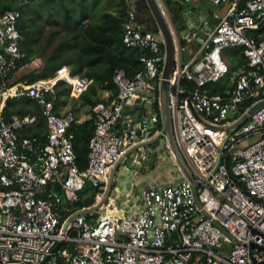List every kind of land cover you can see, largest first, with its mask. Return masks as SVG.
Instances as JSON below:
<instances>
[{"label":"built area","instance_id":"built-area-1","mask_svg":"<svg viewBox=\"0 0 264 264\" xmlns=\"http://www.w3.org/2000/svg\"><path fill=\"white\" fill-rule=\"evenodd\" d=\"M156 1L168 16L163 0ZM207 1L225 10L186 61L175 53L168 77L175 142L196 182L167 138L179 178L142 187L130 213L108 206L103 180L129 147L160 131L158 113L114 128L124 104L158 90L160 33L138 20L136 0H123L122 40L141 49L142 66L131 75L115 67L116 93L105 89L92 103L94 127L80 167L67 131L73 116L53 109L55 85L62 79L78 96L92 77L71 74L62 64L52 75L13 79L27 55L20 11H0V264H264V103L234 124L264 98V0ZM229 45L242 46L234 67L222 54ZM225 76L219 89L206 86ZM8 97L41 104L43 139L20 131L38 122L36 113L4 112ZM86 180L93 199L74 205Z\"/></svg>","mask_w":264,"mask_h":264},{"label":"trees","instance_id":"trees-1","mask_svg":"<svg viewBox=\"0 0 264 264\" xmlns=\"http://www.w3.org/2000/svg\"><path fill=\"white\" fill-rule=\"evenodd\" d=\"M2 1L0 0V11L9 7L17 8L20 11L18 20L23 34L22 43L26 47L27 55L19 61L18 66L31 60L29 56V52L32 49V46H30L31 39L37 36L39 38V34L44 30V27L39 25L36 26V32L31 19L45 18V20L48 19L53 22L57 21L56 13L61 16L58 22L60 24L58 25L59 27L51 28L52 30H48L47 36L44 37V49L49 45L53 37L57 40L43 58L42 65L38 69H32L22 74L21 77H26L29 80L45 77L52 75L56 68L62 64H68L71 74L92 77V81L78 96L81 104H91L98 98L97 96L101 89H110L113 94L116 93L117 85L113 79L115 67H121L128 75H131L142 66L139 59L141 49L138 46L125 45L122 40L121 23L126 14L123 0H113L116 4L113 12L107 9L101 10L105 4L112 0H102V3H100V0H56L58 7L54 6V0H38L37 2L35 0ZM184 1L193 2L195 0H163L177 31L182 62L188 59V56L182 52V47L186 45L188 38L185 34H179V31L185 26L183 22ZM28 6L29 11H27ZM87 9H90V15L86 13ZM34 13L37 16L33 15ZM137 14L138 19L144 22L146 28L158 32L157 25L148 6L137 9ZM261 27H263V24H261ZM192 34L193 32H190L189 36ZM198 45L199 41L195 40L192 52L195 51ZM161 47L163 50L162 41ZM234 53L236 54L234 57L228 55H234ZM222 54L229 57L232 67H234L238 62L242 61V46L229 45L222 49ZM181 81L187 86H193V82L190 80L182 79ZM224 83L222 78H220L207 82L206 86H208L210 91H215L223 86ZM69 85L68 82L59 79L55 85L57 95H60V93L68 95ZM154 93L157 95V87ZM58 100L59 98L54 102L53 109L55 112L57 111ZM154 107L158 110L156 100ZM3 109L6 114L13 111L36 113L38 122L31 126H25L20 131L27 134H36L42 139L44 138L45 128L41 126L44 120L40 103L29 97H8L5 100ZM157 125H161L160 120ZM93 127V118L86 117L80 121L72 119L67 129L68 132L72 133V145L76 154V161L80 167H83L86 163L88 140L93 132ZM55 186L60 189L59 185ZM92 199V194L81 195L74 205L86 204Z\"/></svg>","mask_w":264,"mask_h":264},{"label":"crops","instance_id":"crops-1","mask_svg":"<svg viewBox=\"0 0 264 264\" xmlns=\"http://www.w3.org/2000/svg\"><path fill=\"white\" fill-rule=\"evenodd\" d=\"M204 2L205 0H195L193 1V4L189 6L188 9L184 7L185 9L183 15V19H184L183 22L185 23V26L182 29L185 31V35L187 36L188 41H193V44L195 40L199 41V38L202 36V34L213 26V24L217 21L218 17L225 10L224 5H222L221 10H217L211 7H205L203 5ZM100 3H102V0H100ZM115 8H116L115 1L112 0L111 2L105 4L101 8V10L107 9L113 12ZM185 10L188 11L185 12ZM86 13H89L90 15V9H87ZM137 18H138V14H137ZM140 22L143 23L142 21ZM190 32H193L191 36H189ZM39 44L40 43H37L35 38L31 39L30 46H32V49L29 52V56L31 60H34L35 58L44 57L43 53H46V50L42 47V44L40 46ZM194 52H190L186 56L189 57ZM28 62L29 61H27L22 65H25ZM18 78H23V77H18ZM105 93H106L105 88L101 89L97 97L106 96ZM68 96L70 97V100H72V102H76L77 105L66 106L65 98L63 97L59 98L61 96L57 95L56 100L57 98H59V100H58L56 112L64 113L70 111L73 116V119L76 121H80L86 117H89L92 103L81 104L80 101L78 100L79 95L74 96L68 93ZM155 100L157 101L158 110H156L154 107ZM136 108L139 109V117H142L149 113H158L159 120L161 123L160 109L158 103V93L156 95L154 91H149L147 92V94H145V97L140 96L136 100L123 105L122 117L114 124V128L121 129L128 126L129 122L134 117L135 114L134 111L136 110ZM159 128L160 131L155 132L149 138L148 143L143 146L144 148H142V150L140 149L136 150L134 148L131 149L132 146L129 147L126 153L122 156V158L112 166L108 174V177H106V180H103L105 183H108L107 185H109L111 182H113L114 184V186H112L110 190H107L108 194L106 191V194L108 196H106L105 198V201L108 203V206L112 208V210L116 209V211H122V212L128 211L129 213L131 211L133 212L137 210V207L139 205L140 190L142 187L151 184H158L161 182L174 181L179 178V172L174 164V159L170 155L169 148L166 145V139L168 138L167 133L165 131L161 132V125ZM143 150L144 151L147 150V152H150V155L146 162H142L140 159V155L143 154L144 152ZM136 152H137L136 161H133L132 158ZM90 188L91 186L87 187L84 191H82L84 192L85 196L91 194V192L90 194H88ZM64 198L65 197H63L62 199Z\"/></svg>","mask_w":264,"mask_h":264},{"label":"water","instance_id":"water-1","mask_svg":"<svg viewBox=\"0 0 264 264\" xmlns=\"http://www.w3.org/2000/svg\"><path fill=\"white\" fill-rule=\"evenodd\" d=\"M144 6H148L154 18V21L158 28V32L160 33L162 38V43L164 48V59H163L160 78L158 82V103H159L160 116H161V132L165 131L167 133L171 149L176 159L182 166L187 178L192 182H196V180L191 175L188 166L186 165V162L176 145L171 116H170V110L168 105V90H169L168 77L173 69V65L175 61V53H177L178 51V45L174 38V35L177 33V31L170 16L164 15L163 11L161 10L156 0H136V9L142 8ZM202 35H204V33ZM262 103H264V98L251 104L246 110V112L242 114L241 117L234 124L243 121L246 118L247 114H249L254 108L261 105ZM138 108H136V110L134 111L135 114L132 120L129 122V126L133 123V121H136L138 119L139 117ZM232 114L233 112L228 113L229 116H231ZM148 141L149 139L134 144L131 147V149L134 148L136 150L137 149L142 150V148H144L143 146L146 145ZM149 155L150 152H147V150H145L143 154L140 155L141 161L146 162ZM136 157H137V152H136ZM90 186H91V182L89 180H86L84 182V185L81 187V191H84L87 187ZM112 186H114L113 182H111L108 185V190H110Z\"/></svg>","mask_w":264,"mask_h":264},{"label":"rangeland","instance_id":"rangeland-1","mask_svg":"<svg viewBox=\"0 0 264 264\" xmlns=\"http://www.w3.org/2000/svg\"><path fill=\"white\" fill-rule=\"evenodd\" d=\"M38 0H35V2H37ZM1 2H3L2 0H1ZM53 3H54V6L55 7H58L57 6V4H56V0H54L53 1ZM193 4V2H188V1H184V7L186 8V9H188L189 8V6L190 5H192ZM203 5L205 6V7H211V8H215V9H217V10H221L222 9V5L223 4H214V3H212V2H209V1H207V0H205V2L203 3ZM27 11H29V6L27 7ZM46 11V10H45ZM44 11V12H45ZM188 10H186L185 12H187ZM32 13V12H31ZM33 15H36L37 16V14L36 13H34ZM56 17H58L57 18V21H53V22H51V20H48V19H46L45 20V18L44 19H40V18H36V19H31V21H32V23H33V26H35V31L37 32V29H36V26H39V25H41V26H43L44 27V30L41 32V34H39L40 35V37L38 38V36L35 38V40L37 41V43H40L39 44V46L42 44V47L43 46H45V43H44V37H46L47 36V34H48V30H52L51 28H57V27H59L58 25H60L58 22L60 21V15H59V13H56ZM144 23V22H143ZM158 33V32H157ZM179 34L180 35H183V34H185V31L182 29V30H180L179 31ZM159 37H160V35H159V33L157 34ZM52 38V37H51ZM174 38H175V40H176V42H177V45H178V51L180 52V46H179V41H178V36H177V33L174 35ZM40 39V40H39ZM56 38L55 37H53L52 38V41H50L49 42V45L45 48V50H46V53L49 51V49H50V47H51V45L52 44H54V42H56ZM188 43H186V45H184L183 47H182V52L183 53H185V55H187V54H189L190 52H192L193 51V48H194V44H193V41H187ZM46 53H43V56L45 57V55H46ZM231 54V53H230ZM230 54H228L229 56H231V57H234L236 54L234 53V55H230ZM43 57V58H44ZM43 58H35L34 60H31V62H30V60H29V62L27 63V64H25V65H22V66H20L18 69H16L15 70V72L13 73V79H16V78H18V77H21V75L22 74H24V73H27L28 71H30V70H32V69H36V68H38L39 66H41L42 65V63H43ZM226 58H227V60H229V57L228 56H226ZM230 61V60H229ZM33 66V67H32ZM227 81V77L225 76V77H223L222 78V82H226ZM59 96H61V97H59V98H65V103H66V106H76L77 105V103L76 102H72V100H70V97L68 96V95H66V94H63V93H60V95ZM73 98V97H72ZM76 103V104H75ZM64 104V103H63ZM71 104H73V105H71ZM75 104V105H74ZM85 107V106H84ZM63 109V108H62ZM87 109V108H86ZM84 115V114H83ZM41 126H42V128H44L45 126H44V122L43 123H41ZM90 192H93V189L92 188H90L89 189V191H88V194H90ZM82 194H84V192H82ZM81 194V195H82ZM87 194V193H86ZM62 196L63 197H65L63 194H62ZM63 202L64 203H66V200L65 199H63ZM165 264H170V261L169 260H167L166 262H165Z\"/></svg>","mask_w":264,"mask_h":264}]
</instances>
